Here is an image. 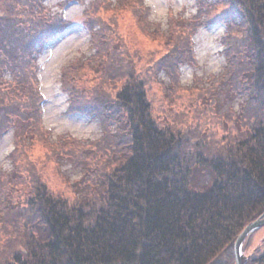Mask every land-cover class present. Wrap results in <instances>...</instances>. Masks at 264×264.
<instances>
[{"label": "trees", "instance_id": "obj_1", "mask_svg": "<svg viewBox=\"0 0 264 264\" xmlns=\"http://www.w3.org/2000/svg\"><path fill=\"white\" fill-rule=\"evenodd\" d=\"M135 1L88 5L84 22L96 52L60 76L69 113L97 119L105 131L94 142L63 141L64 158L84 167L88 154L87 163L107 168L96 165L92 186L75 182L74 198L50 188L26 143L40 134L44 103L31 63L68 22L60 14L40 17L43 0L5 1L0 138L16 128V145L7 157L13 168L0 172V264H235L237 238L264 215V0H203L189 23L173 21L160 35L165 54L145 62L124 47L118 16L105 14L111 7L134 12ZM221 22L229 24L223 85L248 97L222 146L191 153L180 132L155 116L147 86L162 70L176 77L189 60L190 27ZM197 168L210 172L204 184L194 183ZM260 251L246 264H264Z\"/></svg>", "mask_w": 264, "mask_h": 264}, {"label": "rangeland", "instance_id": "obj_2", "mask_svg": "<svg viewBox=\"0 0 264 264\" xmlns=\"http://www.w3.org/2000/svg\"><path fill=\"white\" fill-rule=\"evenodd\" d=\"M5 1L0 0V14L5 11ZM94 1L97 0H43L42 15L39 16L49 19L60 14L64 17V22H68V28L44 46L38 47L37 61L31 63L32 67H38L35 86L39 87V91H36L39 94L37 98L43 99L44 103L43 113L39 116L40 134L34 144L30 138H27L26 143L32 145V154L40 174L50 188L71 198L76 196L75 182L83 180V184H94L90 174H95L96 165L101 166L102 171L107 170L96 159L87 163L88 154L84 159L85 154L80 152L74 155L73 152V159L76 161L84 159V167L81 163L78 165L71 158L62 156L65 153L63 141L66 139L75 138L88 143L101 139L105 134L97 119L69 113V98L64 92L60 77L63 68L71 62L89 60L96 52L93 32L84 22L85 10ZM104 1L100 0L102 4ZM202 2L203 0H136L134 12L125 9L119 13L111 7L105 14L114 13L118 16V29L124 47L135 60L138 59V54L145 62L165 54L164 40L160 35L168 33L167 28L173 21L179 20L185 25L189 23L193 16H197ZM114 4L112 3L113 7ZM150 22L151 28L148 27ZM228 25L221 22L208 27H190V35L187 36L191 50L189 60L185 59L180 64L176 77L162 70L160 72L164 73L154 76L147 86L155 116L180 132L183 141L187 142L185 149L191 153L208 155L216 146H222L229 133L235 131L236 125L239 126L236 117L241 114L242 105L248 97L247 91H229L223 85V68L226 64L223 39ZM149 32L156 34L154 39ZM143 66H137V69L143 70ZM96 84L98 80L92 82L93 88ZM210 86H215L216 89ZM110 128L113 131L117 129ZM15 130L16 128L10 127L0 138V172H9L13 168L7 157L16 145ZM106 153L109 154L107 151ZM112 157L117 161L120 154ZM99 161L104 162L102 158ZM209 173L197 168L194 171V183L204 184ZM260 249L264 250V226L249 235L242 251L250 259L261 252Z\"/></svg>", "mask_w": 264, "mask_h": 264}, {"label": "water", "instance_id": "obj_3", "mask_svg": "<svg viewBox=\"0 0 264 264\" xmlns=\"http://www.w3.org/2000/svg\"><path fill=\"white\" fill-rule=\"evenodd\" d=\"M263 226H264V216H261L259 217L258 220L249 223V225L239 235L235 244V253H236L235 264H246V262L249 260V257H247L242 251L244 241L249 237L250 234L257 231Z\"/></svg>", "mask_w": 264, "mask_h": 264}]
</instances>
